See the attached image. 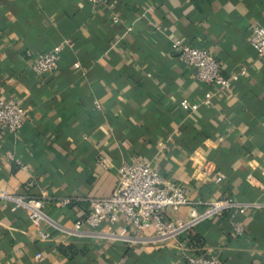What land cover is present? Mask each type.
<instances>
[{"label":"crops","instance_id":"0c3cea01","mask_svg":"<svg viewBox=\"0 0 264 264\" xmlns=\"http://www.w3.org/2000/svg\"><path fill=\"white\" fill-rule=\"evenodd\" d=\"M254 23L264 27V0H0V99L24 110L17 131H0L1 189L39 199L69 228L86 198L110 194L120 164L141 159L189 200L260 205L236 217L238 237L221 213L173 239L144 231L129 242L121 236L135 231L121 216L74 235L43 224L51 237L40 240L23 208L0 201V264H184L211 253L219 264H264V55L248 43ZM172 39L206 49L223 75L245 74L210 108L183 110L181 99L197 103L211 87L170 52ZM56 44V68L34 75L30 61Z\"/></svg>","mask_w":264,"mask_h":264},{"label":"built area","instance_id":"2783aa9c","mask_svg":"<svg viewBox=\"0 0 264 264\" xmlns=\"http://www.w3.org/2000/svg\"><path fill=\"white\" fill-rule=\"evenodd\" d=\"M86 1L92 5L103 3V0ZM111 20L115 22L117 19L113 17ZM62 43H68V40H64ZM248 43L257 57L264 55L263 26L257 23L250 25ZM61 48L62 44H56L36 54L29 63L30 71L39 76L54 70ZM170 52L181 64L191 69L192 76L197 82L211 87L201 94L197 103L189 102L185 98L180 100V108L189 112L198 106L210 108L215 93L224 92L232 81L245 74V68L239 67L236 71L223 75L220 63L206 49L191 46L179 39L170 41ZM93 105L98 107L95 101ZM23 116L24 110L15 100L0 99V131H17L21 126ZM6 157L11 159L9 155ZM96 162L101 168H106V160L102 154L98 153ZM210 166L205 162L199 168V172L206 175L210 171ZM218 181H220V177L215 176L214 182ZM0 201L8 203L12 208H23L40 240H49L51 237L47 231L42 229L43 224H47L55 230H62L67 235H74L80 232L82 226L96 229L103 224L114 223L121 216L125 224L135 231L134 236H121L122 239L129 242L142 239L139 236L144 231L150 233L149 239H173L196 223L221 213L228 214L231 235L238 237L243 232V224L236 217L242 215L248 208L260 206L257 203L238 202L230 198L209 202L189 200L182 184L166 182L157 174L155 166L151 162L141 159H131L120 164L116 169V182L110 194L104 198H86L84 200L86 213L81 218L74 220L69 228L59 226L52 221L43 212L39 199L11 194L0 188ZM59 203L67 205L69 200L62 199ZM183 206L189 208L185 218L179 219L170 216L171 213ZM108 236L112 239L119 237L115 234H108ZM184 264H219V256L217 253L187 256Z\"/></svg>","mask_w":264,"mask_h":264}]
</instances>
